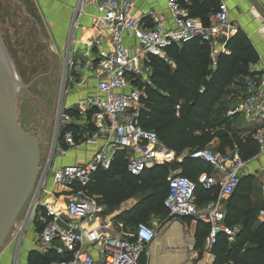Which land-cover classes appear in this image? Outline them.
<instances>
[{
	"label": "built area",
	"instance_id": "built-area-1",
	"mask_svg": "<svg viewBox=\"0 0 264 264\" xmlns=\"http://www.w3.org/2000/svg\"><path fill=\"white\" fill-rule=\"evenodd\" d=\"M145 0H79L73 12L63 65L59 95L55 104L53 136L49 150L39 162L38 176L23 209L20 221L13 224L0 249V255L14 246L15 254L26 231L34 223L39 225L36 246L41 252H54L62 260L57 264H143L149 258L147 249L157 238V229L138 224L127 237L119 239L108 232L109 223L103 217V208L87 191L92 176L98 170H108L117 151L126 154V169L132 176H139L155 165L182 163L187 157L199 160L212 168V174L201 173L194 182L176 168L166 179L167 194L163 207L168 218H191L196 225L208 226L203 250L212 253L218 235L228 240L234 238L237 228L225 224V212L221 206L236 190L245 166L236 152L221 155L208 148L176 155L162 144L156 133L140 128L137 117L142 108L144 90L150 86L152 58L169 60L172 47L199 40L210 49L212 69L216 64V47L225 52L228 31L233 27L228 20V9L219 3L207 24L190 17L182 0H165L172 28H167L164 18L154 11L136 14L135 7ZM94 6L95 16L91 32L77 41L82 48L73 53V35L77 15L84 7ZM135 41L132 46L126 42ZM260 60L249 65L250 76L237 105L227 112L228 117L237 116L246 123L264 121V67ZM95 83L94 94L67 105V87L72 90L83 87L88 80ZM201 90L200 92H202ZM176 111H177V107ZM71 111L73 115L69 113ZM80 126L92 129L81 138L68 127ZM258 154L264 155V135L253 136ZM103 140L104 144L97 146ZM95 146V151L85 163H77L53 170L54 157L65 155V149ZM109 146L113 147L109 151ZM52 183L60 187L61 200L48 202L42 199L49 175ZM197 185L204 191L218 189L217 199L198 208L195 204ZM264 217V210L260 211ZM19 217V216H18ZM189 233L184 231V237ZM189 260L197 253L193 245L186 246ZM18 256L13 264H19Z\"/></svg>",
	"mask_w": 264,
	"mask_h": 264
},
{
	"label": "trees",
	"instance_id": "trees-1",
	"mask_svg": "<svg viewBox=\"0 0 264 264\" xmlns=\"http://www.w3.org/2000/svg\"><path fill=\"white\" fill-rule=\"evenodd\" d=\"M202 1L203 4L197 5V0H191L192 16L202 17L208 9L214 12L218 7L215 0ZM203 20L207 24L208 16ZM226 48L229 54L217 57L215 70L212 69L208 45L199 40L168 50L169 59L175 64L173 70L162 59L152 58L154 89L145 87L137 124L144 130L155 132L159 141L176 155L208 148L213 141L217 142L215 151L223 153L231 146L229 138L238 141L246 160L258 154V145L251 135L253 131L243 130L239 118L227 117L229 108L219 105L224 96L240 97L244 81L250 76L249 65L257 61V57L241 33L229 40ZM180 102L183 105L177 112L175 107ZM233 107L235 104L230 109ZM69 113L73 115L71 111ZM233 120L236 123L230 126ZM67 129L73 132L77 142V130L73 127ZM244 132H248L247 136L236 137ZM126 164L125 152L117 151L110 168L100 169L92 176L87 191L99 205L105 207L103 216L110 215L121 203L141 196L130 211L117 217L124 227L133 228L140 223L146 224L150 216L168 217L163 200L167 194L166 179L170 171L180 168L182 175L194 182L201 173H212L211 167L188 157L182 163L155 165L139 176L130 175ZM252 184V176L241 177L234 193L224 202V222L238 230L231 243L224 235H218L211 253L214 264H264V221L255 223L257 211L264 210V194L262 201H252ZM217 192L218 189L204 191L197 185L196 206L200 208L215 200ZM207 230L206 224L197 223L195 248L200 251L199 254ZM29 259V264H51L62 260L54 252L41 257L32 253Z\"/></svg>",
	"mask_w": 264,
	"mask_h": 264
},
{
	"label": "rangeland",
	"instance_id": "rangeland-1",
	"mask_svg": "<svg viewBox=\"0 0 264 264\" xmlns=\"http://www.w3.org/2000/svg\"><path fill=\"white\" fill-rule=\"evenodd\" d=\"M31 18L32 15L29 8L24 3V0H0V43L12 67L14 83H20L22 86L20 89H16V86L14 87L15 92H17L15 96L16 120L18 125L28 134V136L38 141L40 160L43 161L47 151L49 150L53 136L54 113L56 110L55 104L59 95L61 82L62 58L55 51L52 42L47 37V34L43 29L42 23L40 21H34ZM79 48V46H75L73 50L74 56H77ZM170 61L172 62L171 64L166 61L163 62L170 67V70H173L175 68V64L173 63V60ZM152 71L154 76L155 70L153 69ZM151 77L152 74L150 76V86L147 85V87L154 89ZM159 90L164 91L163 89ZM201 90H203V88ZM69 91L70 87L68 86L67 92ZM230 96L231 95L224 96L219 105L224 104V107L229 109L231 105L235 104L236 106L237 102H239V98H230ZM70 97L67 101H69ZM73 101L74 97H72V100L69 101V103ZM73 104L74 103L70 106ZM182 105L183 103L180 102L176 106L177 112L180 110ZM234 123H236V120L231 121L230 126L234 125ZM240 123L245 125L246 128H251L252 126L250 125H255V123H246L241 120ZM262 123L264 122L257 124ZM242 128L245 130L244 127ZM242 136L247 135L239 133L236 137L239 138ZM248 136L250 135L248 134ZM229 139L231 141V146L227 147L223 153L215 151L217 150L216 141H213V143L208 146V149L221 155L236 152L243 162H247V164L250 163L252 159L246 160L241 154L238 141L235 138ZM63 149L66 150L65 155L54 157L55 160L52 167L53 170L73 166L82 158L81 156H78L77 151L79 149H65V147H63ZM112 150L113 147L109 146V151ZM251 176L253 177L256 189L254 191V193H256L254 194V198L259 200L258 193H262L264 175L260 171H256ZM59 189L60 187L53 185L52 175L50 174L47 179V185L42 194V199L47 200L51 192ZM53 196L56 200H61L63 198L54 193ZM140 197L141 196H137L134 198L136 203ZM226 200L227 199H224L223 201L225 202ZM25 209H22L20 212V215L17 218V223L23 217ZM260 211L261 210H258L256 213L255 223L264 221V217L260 216ZM121 229L123 234H129L133 231L132 226H123ZM38 232L39 225L36 223L31 225L21 241L18 252L19 254H15L14 246L8 247L7 250L0 255V264H13L16 256H18L20 261L19 264H29V258L32 253H35L40 257L49 254L47 252H41L37 248L36 241L38 239ZM174 232L177 233V226H173L170 231L171 234ZM118 235L119 236H117V238L122 239L121 235ZM231 242H233V239L229 240V243ZM162 262H164V259L162 258H159L157 261V263ZM155 263L156 261L151 258L149 264ZM51 264H57V262H53ZM143 264H146V262Z\"/></svg>",
	"mask_w": 264,
	"mask_h": 264
},
{
	"label": "crops",
	"instance_id": "crops-1",
	"mask_svg": "<svg viewBox=\"0 0 264 264\" xmlns=\"http://www.w3.org/2000/svg\"><path fill=\"white\" fill-rule=\"evenodd\" d=\"M78 1L79 0H24V3L29 8V11L32 15L31 19H33L34 21H40L42 23L47 37L52 42L55 51L62 58V65L67 45V38L72 27L73 12L78 4ZM197 1L199 2L197 5H199L200 3H204V1L202 0H200L201 2L199 0ZM253 1L255 2V5H253L249 0H215V3L216 6L219 5V3H224L228 9V20L233 27L232 30L228 31V41L231 40L237 33H241L255 52L257 60H260L261 67H264V0ZM181 5L188 10L192 19L203 24L205 23L203 19L207 16L209 17V15L212 13V11L208 9V11L205 12L206 14L202 15V17L192 16L190 10L191 0H182ZM148 11H154L157 14L161 15L166 22L167 28L173 27L168 15L165 0H145L142 3H138V5L135 7L136 14H145ZM96 14L97 11L95 7L90 5L88 7H84L77 15L75 25H73L74 29L72 31L73 50L75 46H79V50L82 48V46L78 45L77 41L80 39V37H87L90 34ZM134 42L135 41H127L126 45L132 46ZM219 50H221V47L217 46L215 51L216 58L221 55ZM228 54L229 51L227 50V48H225V52L222 55ZM94 86V81L90 79L83 87L77 89L73 88L72 90L70 89V91L66 93L67 98L65 99V102H67L69 106L74 103L72 105L74 106L77 101L93 95L95 92ZM69 97V101L72 100V97H74V101L69 103V101H67ZM250 126L252 127L246 128L245 125H243L245 130L249 132L253 131L252 138L257 132H261L264 135V123H255V125ZM84 127L74 126L73 128L77 130V132L79 131L81 135L84 134L85 136L92 129L88 128L87 130H85L86 127ZM247 133L248 132H244V134ZM103 144V140H100L97 146H101ZM94 147L95 146L80 147L77 153L78 156H81L82 158L75 164L85 163L86 161H88L92 153L95 151ZM245 163L246 164L241 172V177L251 176L256 171H260L264 175V155L257 154L250 163ZM211 172L213 173L212 170ZM252 186V201L258 200L257 198H254V194H256L254 193V191L256 190L254 181ZM58 192L59 190L51 192L48 196L49 198L47 199V201H54L55 198L53 196V193ZM263 194L264 181L262 193H258L259 201L263 200ZM218 196L219 194L217 192L215 199H217ZM222 201L221 206L222 209H224V201ZM136 204L137 203L134 199H130L114 208L110 215H102L109 223L108 232L111 235L117 237L119 236L118 234H120L122 238L126 237L121 229L123 227V223L122 221L118 222L119 220L117 219V217L125 212L130 211ZM101 207L103 208L104 212L105 207ZM145 223L152 228H156L158 234L157 238L149 245L147 249L149 255V258L147 259L148 264L151 258H153L156 263L159 258L164 259V262L157 264H214V257L212 256V254L207 255L203 249L201 251V254H199L200 251L195 248V234L197 224H192L191 218L169 220V218L165 215H159V217L150 216L148 220L146 219ZM173 226H177L178 234L175 232L173 234L170 233ZM184 231H187L189 233V236L187 238L184 237ZM187 245H193L197 253V257L193 261L189 260V255L186 252Z\"/></svg>",
	"mask_w": 264,
	"mask_h": 264
},
{
	"label": "water",
	"instance_id": "water-1",
	"mask_svg": "<svg viewBox=\"0 0 264 264\" xmlns=\"http://www.w3.org/2000/svg\"><path fill=\"white\" fill-rule=\"evenodd\" d=\"M253 5L255 2L249 0ZM13 71L0 43V249L38 176V141L18 125Z\"/></svg>",
	"mask_w": 264,
	"mask_h": 264
}]
</instances>
